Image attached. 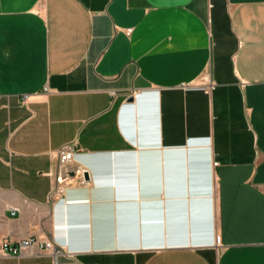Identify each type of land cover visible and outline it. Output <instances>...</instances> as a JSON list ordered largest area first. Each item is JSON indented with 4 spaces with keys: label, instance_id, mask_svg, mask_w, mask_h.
<instances>
[{
    "label": "crops",
    "instance_id": "1",
    "mask_svg": "<svg viewBox=\"0 0 264 264\" xmlns=\"http://www.w3.org/2000/svg\"><path fill=\"white\" fill-rule=\"evenodd\" d=\"M27 236L63 252L0 264H264V0H0V240Z\"/></svg>",
    "mask_w": 264,
    "mask_h": 264
},
{
    "label": "built area",
    "instance_id": "2",
    "mask_svg": "<svg viewBox=\"0 0 264 264\" xmlns=\"http://www.w3.org/2000/svg\"><path fill=\"white\" fill-rule=\"evenodd\" d=\"M72 144L63 145L60 149V157H59V165L60 172L58 178V182L60 184L59 189L63 188V184L71 183L72 178L75 177V171H69V162L75 156V151L73 150ZM67 174H66V173ZM74 172V175L72 174ZM87 182L85 178H83V183ZM63 252L62 247L59 246L54 240L44 239L38 236H30L26 238H22L17 241H12L9 239H1L0 240V257H9V256H21L26 253L36 254V253H48L55 257H58L59 254ZM55 264H58L56 261Z\"/></svg>",
    "mask_w": 264,
    "mask_h": 264
},
{
    "label": "water",
    "instance_id": "3",
    "mask_svg": "<svg viewBox=\"0 0 264 264\" xmlns=\"http://www.w3.org/2000/svg\"><path fill=\"white\" fill-rule=\"evenodd\" d=\"M131 100H134V98H131ZM72 174L74 175V172ZM83 175L87 181H90L91 177L88 171H84Z\"/></svg>",
    "mask_w": 264,
    "mask_h": 264
}]
</instances>
